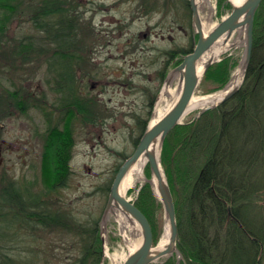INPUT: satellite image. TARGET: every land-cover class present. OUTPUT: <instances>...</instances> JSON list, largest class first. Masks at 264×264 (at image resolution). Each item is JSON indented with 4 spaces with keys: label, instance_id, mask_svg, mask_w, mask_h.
I'll return each mask as SVG.
<instances>
[{
    "label": "rangeland",
    "instance_id": "rangeland-1",
    "mask_svg": "<svg viewBox=\"0 0 264 264\" xmlns=\"http://www.w3.org/2000/svg\"><path fill=\"white\" fill-rule=\"evenodd\" d=\"M8 2L13 11L5 30L0 33V190L12 180L27 184L32 192L41 191L53 210L70 212L73 219L69 224L78 226L19 228L15 238L0 241L4 244L0 249L16 257L18 264H24L25 257L30 258V264H76L86 241L84 227L93 225L97 219V247L101 250L99 264H122L141 235L131 228L125 236L120 222L110 210L106 217L110 191L106 187H111L125 156L133 153L138 144L136 139L141 138L154 118L167 71L185 54L176 51L188 49L191 44L194 47L198 39L189 3L177 0L174 12L169 8L167 14L158 11L156 5L144 4L141 0H61L60 6L65 14L75 16L78 24L76 49L80 48L77 54L81 59L78 63L74 60L73 71L77 75L78 87L83 83V76L85 84L83 94L78 87L74 92L81 104L61 109L65 95L54 91L55 75L53 68L49 69L48 61H55L54 50L58 45L53 40L48 41L33 20L45 2ZM231 10L232 4L228 0H206L201 3L199 13L204 24L209 23L212 28ZM240 35L241 30L235 31L230 39L233 45L222 51L219 59L211 64L225 57L231 58L234 65L227 82L218 89L221 78L214 73L207 75L206 71L195 96L221 91L230 83L245 52V39ZM26 41H33L34 45L22 52L20 46ZM170 51L177 55L171 65L167 64L173 54ZM165 66L167 71L163 77ZM244 75L238 87H241ZM178 81L177 78L171 83L172 94L158 103L162 113L175 101ZM259 99L263 111H256L257 116L264 114V92ZM220 103L193 108L182 123L194 121L205 110ZM60 111H68V115L56 124ZM66 129L71 135L67 176L62 185L44 193L41 164L45 146L56 132L64 134ZM257 130L254 126L250 132L254 134L242 136L243 142L237 149L244 159L240 173L245 177L247 169L252 168L256 176L261 177L258 182L251 179L255 175L243 179L248 188L240 193L243 198L236 208L264 237V131L255 133ZM169 133L160 152V162L176 209V205L185 201L191 189L190 182L203 163L201 154L198 156V152L189 153L182 149L178 134ZM144 175V179L124 194L136 205L139 202L148 213L147 216L143 212L151 224L156 244L165 232V212L155 193L148 163ZM229 210L232 214L230 207ZM166 260L170 264L187 262L185 253L180 250L153 264H162Z\"/></svg>",
    "mask_w": 264,
    "mask_h": 264
},
{
    "label": "trees",
    "instance_id": "trees-1",
    "mask_svg": "<svg viewBox=\"0 0 264 264\" xmlns=\"http://www.w3.org/2000/svg\"><path fill=\"white\" fill-rule=\"evenodd\" d=\"M44 2V7L34 15V24L45 33L44 36L48 41L53 40L59 46L54 50L57 55L55 67L60 70L59 78L56 80L57 88L66 90L67 87V93L65 94L64 91L65 96L62 99L65 104L60 107L64 109L69 108L70 105L76 107L81 104V101L74 96L76 74L73 72L76 66L74 60L78 63L81 59L77 54L80 53V48L76 49L79 42L76 38L78 24L75 16L65 14V10L60 6L61 0H44ZM12 11L8 0H0V33L5 30ZM33 45V41H26L22 43L20 50L22 52L30 50ZM192 47L193 44L188 49L176 52L187 53ZM171 54L172 58H169L167 63L169 65L177 57L174 51ZM181 59L182 57L178 58L176 64ZM48 61L49 69L53 68V62ZM233 65L231 58L225 57L207 70V75L214 73L216 77L221 78L218 89L227 82ZM166 66L162 71L163 77L168 67ZM263 92L264 0L261 1L255 14L252 53L241 87L217 107L205 110L194 121L178 124L170 131L178 134L182 149H186L189 153L198 152V156L201 154L203 163L190 182L191 189L185 201L176 205L178 248L186 255L185 264H264V237L248 223L245 216H241V211H237L236 208L241 205L243 198L240 197V193L248 188L243 179H247L248 175H255L251 179L258 182L261 177L258 174L257 177L252 168L247 169L245 177L240 173L241 161L244 159L238 152L239 145L236 139L254 134L250 133L254 126L256 128L260 126L255 133L264 131L261 128L264 114L258 116L255 114L256 111H263L259 101V96ZM251 120L257 125L250 123ZM65 131L64 134L56 132L45 146L41 164L44 193L62 185L67 176L66 163L71 135L69 129ZM139 139L140 137L136 139V144ZM166 143L167 138L164 144ZM106 189L109 191L110 186ZM40 192H32L29 185L17 180L2 186L0 190L2 243L15 238L14 234L19 228L27 227L35 230L51 225L64 227L72 224H69V221L73 219V215L61 209L53 210ZM136 203L146 214L144 207L139 202ZM229 207L232 209V214ZM146 215L148 216V213ZM93 223L88 228L84 227L86 241L76 264H99L101 261V250L97 247L98 220L94 219ZM71 226L78 224L73 223ZM2 243L0 247L4 245ZM16 259L0 249V264H18ZM22 261L24 264H30L29 257L23 258ZM162 264L170 263L166 260Z\"/></svg>",
    "mask_w": 264,
    "mask_h": 264
},
{
    "label": "water",
    "instance_id": "water-1",
    "mask_svg": "<svg viewBox=\"0 0 264 264\" xmlns=\"http://www.w3.org/2000/svg\"><path fill=\"white\" fill-rule=\"evenodd\" d=\"M228 1L232 3L231 0ZM261 1L243 0L239 4H232L230 13L221 18L212 29L205 32L199 13V4L197 0H190L198 39L192 50L183 55L180 63L174 66L166 77V83H168L172 78L171 76L174 74L179 75L181 88L178 96L155 123L147 126L133 153L125 158L119 166L110 187L105 212L118 210L130 221L134 228L138 226L136 230L141 235L139 245L131 250L122 264H150L156 259L171 255L178 250L179 233L174 198L168 180L161 173L160 155L157 152V147L160 148L161 152L168 133L176 125L183 122L182 119L195 89L201 82L205 71L217 60L220 54L212 55L201 72L198 70V62L203 54L212 48L217 51L218 40L221 36H231L237 30H244L246 50L242 63L244 68L247 66L253 45L254 18ZM237 89L238 86L232 88L219 102L231 97ZM142 153L148 156L152 176L155 178V193H157L163 204L166 224L168 225V242L162 249L154 246L152 227L146 215L120 189L124 175Z\"/></svg>",
    "mask_w": 264,
    "mask_h": 264
},
{
    "label": "bare ground",
    "instance_id": "bare-ground-1",
    "mask_svg": "<svg viewBox=\"0 0 264 264\" xmlns=\"http://www.w3.org/2000/svg\"><path fill=\"white\" fill-rule=\"evenodd\" d=\"M243 0H231V4H239V3H241ZM198 2V4H200L201 2L200 1H197ZM199 8H200V5H199ZM213 8H214V6L212 5L211 6V10H213ZM218 23V22H217ZM216 23V24H217ZM215 24V25H216ZM214 25V26H215ZM213 26V27H214ZM211 26H210V24L209 23H207V24H204V22H203V28H204V30H205V32L206 31H209L210 29H212V28H210ZM234 34V33H233ZM231 37H232V35L231 36H227V35H224V36H221L220 38H219V40H220V43H219V45L217 46L218 48H217V51L215 50V48H212L211 50H209V51H207L205 54H203V56L201 57V59L199 60V62H198V70L201 72V71H203V69H204V66H205V64L208 62V60L212 57V55H214V54H220V52H222V51H224V50H226L227 48H229L231 45H233V42H230V39H231ZM240 37L242 38V39H244V37H245V33H244V30H241V35H240ZM253 38H254V25H253ZM227 39V40H226ZM253 46V45H252ZM246 50V49H245ZM251 53H252V51H251ZM244 54H245V52H244ZM243 58H244V55H243ZM243 58H242V61H243ZM217 59H219V57H217ZM249 61H250V59H249ZM249 63V62H248ZM247 66H248V64H247ZM247 66L244 68V66H243V63L241 62V64H240V66L235 70V72H234V74H233V77H232V79H231V81H230V83L227 85V87L225 88V89H223V90H221V91H218V92H215V93H211V94H208V95H203V96H195L194 94H195V91H196V89H195V91H194V93H193V97L191 98V100H190V103H189V106H188V108H187V110H186V112H185V115H187V113H189V111H191L193 108H195V107H205V106H211V105H215V104H217L220 100H222V98L232 89V88H234V87H237V86H239L240 84H241V80H242V75H243V73H245L246 72V69H247ZM166 71H167V69H166ZM207 71V70H206ZM205 71V72H206ZM168 73H169V69H168V71H167ZM167 73V74H168ZM245 76V75H244ZM172 78L170 79V81L168 82V83H165V85H164V87H163V89H162V93H161V95H160V97H159V100H158V103L159 102H162V101H164V99L167 97V96H169V95H171L172 93V91H171V83L175 80V79H177L178 78V80H179V75L178 74H174L173 76H171ZM59 78V77H58ZM180 85H179V81H178V91L180 90ZM178 91H177V94L175 95V99L177 98V96H178ZM227 100V99H226ZM225 101V100H224ZM223 102V101H222ZM157 103V110L155 111V115H154V118L151 120V122H150V124H153V123H155L164 113H162V111L160 110V108L158 107L159 106V104ZM185 115H184V117H185ZM264 125V124H263ZM261 126V128L264 130V126ZM259 127L260 126H257V128L259 129ZM145 131V130H144ZM236 140H238L237 141V145L241 142H243L242 140H243V137H241V139L240 138H238V139H236ZM157 152H158V154L160 155V148L159 147H157ZM147 163L149 164V160H148V156L145 154V153H142L136 160H135V162L131 165V167L129 168V170L126 172V174L124 175V178H123V180H122V182H121V186H120V189H121V192L124 194L125 193V191H127V189H129V188H131L132 186H134L139 180H141V179H144L145 178V175H144V170H145V166L147 165ZM160 169H161V173H162V175L164 176V177H166L165 176V173H164V170H163V168H162V166L160 165ZM152 182H153V184H154V187H155V178L152 176ZM110 192V191H109ZM114 215H115V217H116V219L120 222V224H121V228L124 230V233H125V236L127 235L126 234V232L128 231V230H131V228H132V230L134 231V232H137V227L135 226V228L133 227V225L130 223V221L121 213V212H119L118 210H116V211H111ZM108 214L106 215V217H108L110 214H109V212H107ZM107 219V218H106ZM104 230H106V222L104 221ZM140 241H141V237L140 236H138L137 238H136V240L134 241V244H133V246H132V248H131V250H133V249H135L138 245H139V243H140ZM167 242H168V225L166 224V226H165V232H164V235H163V237L161 238V240L158 242V243H154V237H153V243H154V246L156 247V248H158V249H162V248H164L165 246H166V244H167ZM177 247H178V243H177ZM179 249V248H178ZM175 252H177V253H179L180 252V250H177V251H175ZM170 255H168V256H162V257H160V258H158V259H156V260H159V259H161V258H163V257H169ZM155 260V261H156ZM151 264V263H150ZM152 264H153V262H152Z\"/></svg>",
    "mask_w": 264,
    "mask_h": 264
},
{
    "label": "flooded vegetation",
    "instance_id": "flooded-vegetation-1",
    "mask_svg": "<svg viewBox=\"0 0 264 264\" xmlns=\"http://www.w3.org/2000/svg\"><path fill=\"white\" fill-rule=\"evenodd\" d=\"M177 0H141V2L142 3H144V4H149V5H156L155 7H157V9H158V11H161V10H163V12L165 13H167V14H169V8H171V11L170 12H174V7H175V2H176ZM187 1V3H189V6H190V9H191V12H192V14H193V11H192V7H191V3H190V0H186ZM197 1H200L201 3L202 2H204V1H206V0H197ZM201 3L199 4V5H201ZM166 6V8H164ZM55 63L57 64V61L55 60V61H53V73H54V75H55V81H54V83H55V85L53 86V89H54V91L56 92V93H61V95H63L64 94V91L66 92V90H67V87H66V90L65 89H63V90H61V89H58L57 88V82H56V80H58V76H59V74H60V70L58 69V68H56L55 67ZM82 68H84V67H82ZM74 72V71H73ZM84 73V72H83ZM76 74V73H75ZM79 75V74H78ZM84 75H86V71H85V73H84ZM76 77H77V75H76ZM77 87H78V84H76V86H75V90L77 91ZM240 88V87H239ZM238 88V89H239ZM78 89H79V91H80V93L81 94H83V92H84V90H85V84H84V76H83V83L81 84V86H79L78 87ZM237 89V90H238ZM61 109H64V108H62V107H60ZM61 112V114H60V117L58 118L57 117V119H56V124L58 123V122H62V121H60L59 119H66L67 118V113H68V111H60ZM67 112V113H66ZM67 114V115H66ZM63 115H66V116H64L63 117Z\"/></svg>",
    "mask_w": 264,
    "mask_h": 264
}]
</instances>
